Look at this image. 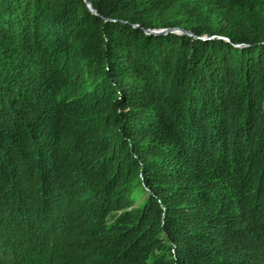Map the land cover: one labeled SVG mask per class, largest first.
Returning a JSON list of instances; mask_svg holds the SVG:
<instances>
[{
	"label": "trees",
	"instance_id": "trees-1",
	"mask_svg": "<svg viewBox=\"0 0 264 264\" xmlns=\"http://www.w3.org/2000/svg\"><path fill=\"white\" fill-rule=\"evenodd\" d=\"M0 264H264V0H0Z\"/></svg>",
	"mask_w": 264,
	"mask_h": 264
},
{
	"label": "water",
	"instance_id": "water-1",
	"mask_svg": "<svg viewBox=\"0 0 264 264\" xmlns=\"http://www.w3.org/2000/svg\"><path fill=\"white\" fill-rule=\"evenodd\" d=\"M86 5L88 6V8L90 9L91 12H93V10L91 9V7L88 5V3L86 2ZM94 13V12H93ZM168 32L171 33H176V34H188L191 35L189 32L184 31L183 29H167V30H158V31H152L151 33L153 34H166Z\"/></svg>",
	"mask_w": 264,
	"mask_h": 264
}]
</instances>
